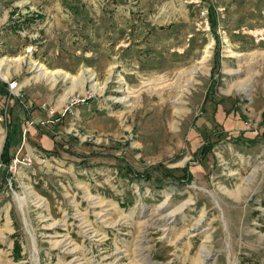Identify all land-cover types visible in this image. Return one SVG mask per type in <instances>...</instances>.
<instances>
[{
	"label": "rangeland",
	"instance_id": "1",
	"mask_svg": "<svg viewBox=\"0 0 264 264\" xmlns=\"http://www.w3.org/2000/svg\"><path fill=\"white\" fill-rule=\"evenodd\" d=\"M0 75V264H264V0H0Z\"/></svg>",
	"mask_w": 264,
	"mask_h": 264
},
{
	"label": "built area",
	"instance_id": "2",
	"mask_svg": "<svg viewBox=\"0 0 264 264\" xmlns=\"http://www.w3.org/2000/svg\"><path fill=\"white\" fill-rule=\"evenodd\" d=\"M80 102L79 98L73 97L69 102H67L65 106V111L74 113V106ZM244 128L245 129H254L257 130L259 127V123L255 121L252 118H248L246 121H244ZM241 129H236L234 133H241ZM35 156L31 154H25V155H15L12 157L10 163L6 165L11 170H16L18 167L23 166H31L34 163ZM0 165L3 166L2 162H0Z\"/></svg>",
	"mask_w": 264,
	"mask_h": 264
},
{
	"label": "trees",
	"instance_id": "3",
	"mask_svg": "<svg viewBox=\"0 0 264 264\" xmlns=\"http://www.w3.org/2000/svg\"><path fill=\"white\" fill-rule=\"evenodd\" d=\"M0 94L7 96L9 98H15V95H13L10 91L8 82L2 80L1 78H0ZM16 136H17V125L14 124L13 127L9 126L6 140L3 146V151L1 153V162L5 165H8L12 159V155L10 154V148L12 146V143L15 141ZM16 248L19 249L20 246L16 244Z\"/></svg>",
	"mask_w": 264,
	"mask_h": 264
},
{
	"label": "crops",
	"instance_id": "4",
	"mask_svg": "<svg viewBox=\"0 0 264 264\" xmlns=\"http://www.w3.org/2000/svg\"><path fill=\"white\" fill-rule=\"evenodd\" d=\"M15 98H16V96H15ZM43 114L42 115H39L38 116V114H37V118L38 119H42V118H45V117H47L48 118V113H46V112H42ZM32 116H34V115H32ZM42 120H44V119H42ZM16 125H17V133H22V131H19V126H18V124L17 123H15ZM14 125V124H13ZM229 126H230V128H231V124H229ZM31 129V128H30ZM36 133V132H35ZM18 135V134H17ZM16 139H17V136H16ZM16 139H15V141L13 142V143H15L16 142ZM13 143H12V145H13ZM12 147V146H11ZM11 149V148H10Z\"/></svg>",
	"mask_w": 264,
	"mask_h": 264
},
{
	"label": "bare ground",
	"instance_id": "5",
	"mask_svg": "<svg viewBox=\"0 0 264 264\" xmlns=\"http://www.w3.org/2000/svg\"><path fill=\"white\" fill-rule=\"evenodd\" d=\"M167 216H163V215H161V216H159V217H157V219H156V221H159V222H164L166 219Z\"/></svg>",
	"mask_w": 264,
	"mask_h": 264
},
{
	"label": "water",
	"instance_id": "6",
	"mask_svg": "<svg viewBox=\"0 0 264 264\" xmlns=\"http://www.w3.org/2000/svg\"><path fill=\"white\" fill-rule=\"evenodd\" d=\"M1 76V75H0Z\"/></svg>",
	"mask_w": 264,
	"mask_h": 264
}]
</instances>
